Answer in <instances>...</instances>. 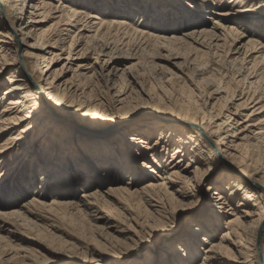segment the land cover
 Returning a JSON list of instances; mask_svg holds the SVG:
<instances>
[{
  "label": "bare ground",
  "instance_id": "bare-ground-1",
  "mask_svg": "<svg viewBox=\"0 0 264 264\" xmlns=\"http://www.w3.org/2000/svg\"><path fill=\"white\" fill-rule=\"evenodd\" d=\"M33 1L0 0V71H3L7 66H12L18 60L15 58L19 53L20 44L25 48L24 59H35L34 67L35 65L36 67L41 66L43 64L40 63L41 61L47 62L49 57L47 59L42 57L45 53L52 55L50 62L42 66L45 68L41 71L40 78H36L27 67H20V64L9 78V88L3 92L4 95L0 99V139L9 133L10 137L0 144V158L9 151L25 152L27 146H30L28 142H30L31 134H33V143L42 141V134L38 133L39 125L42 122H44V126L49 123L46 128L55 124L61 125L62 123L56 119L51 110L70 117V121L74 124L68 125L71 130H82L84 126H90V123L73 116L62 103L51 100H53L54 90L58 91L57 88H63L77 97L86 95L81 84L74 83L70 87V81L63 83L61 79L71 62L88 58L93 51L98 56L96 64L104 57L98 78L105 84L104 87L106 86L109 93L108 99L111 100L112 111L121 112L128 109L134 111H129L132 113L131 116L136 114V111L141 108L138 106L143 103L130 104L129 99L133 92L126 90L125 81L128 75L129 80L136 81V77H138L136 71L142 70V65L137 60L136 63L126 67L122 75H118L119 72L118 70L115 72L114 67L109 70L114 64V58L110 55L114 54L113 51L119 50L120 47L116 45V42L121 38V35L122 38L125 36L128 37L127 39L130 38L125 46L130 41L138 39H142L144 46L151 39L157 42L168 41L154 37L147 30L128 27L130 23L127 18L97 17L95 14L82 18L85 12L74 8H71L70 12L67 3L61 0L57 6L45 4L44 0H40L41 2L35 7L28 8V3ZM244 1L229 0L227 2L231 6L227 9L214 7L215 11L212 13L215 17L209 18L212 20V27H200L198 31L184 34L183 38L174 41L181 45H188L194 51H201L199 48H203L214 55L224 53L228 64L240 66L237 87L227 93L219 86L213 90L212 95L209 93L207 96L210 100L220 96L226 101L227 106L223 112H220V117L213 121L214 116L199 112L186 115L180 110L178 114L172 115L173 113L167 114L158 111L160 120L170 121L172 128L161 130V137L156 142L133 136L125 138L124 157L120 158L118 154H114L116 160L112 163L115 166V173L121 175V178L116 179V183L118 182L119 185H112L106 191L93 190L95 188L87 186L88 190L79 199L73 198V194L65 189L63 191L69 193V197L63 201L54 199L52 203L47 204L37 197L22 204L18 203L19 209H0V218L8 220L21 217L23 222H28V216L32 215L36 219L53 220V217L59 218L64 214L80 212L88 221L89 227L95 231L96 236L93 234V240L90 241L77 238V242L72 244L71 249L88 251L85 247L90 248L92 243L98 242L96 241L97 236L98 239H103L107 243L120 242L121 238L122 240L128 239L133 231L129 230V227L128 230H125L120 226L121 222L126 220L134 222L140 230H146L145 226L149 224V218H142L141 211H137V214L134 213L141 205L144 208H151L152 213L161 220H156L158 223L171 220L174 211L186 207L185 205L197 201L202 205L207 199L202 187L204 186L202 185V176L207 173L206 177H208L210 174L208 170L217 166L215 161L223 160L225 164L223 177L227 179V182L216 181L210 186L215 190L213 195H216L217 198L214 203L202 205L203 217L199 218L198 216L190 221V225L184 229V235L178 241H175L178 238L177 233L183 228L171 231L172 233L166 237V246L161 252H148L146 258L141 260L137 256V259L135 258L128 264H186L187 261L192 264H264V127L260 126L264 120L256 122L255 118L259 114H257L258 111L260 113L264 111V106L256 108L248 115L245 113L246 116L243 115L244 109H249L251 104L255 103V107L264 101V42L260 41L263 38L261 36L259 37L261 39L257 41L248 40L246 42L248 36L237 31L235 26H228L229 20L226 18L239 15V13L247 17L260 13L264 15V0H251L247 3ZM239 4L244 5L240 7L243 9L242 11L235 10ZM122 7L124 6L121 5L118 8L123 10ZM93 19H96L94 26L91 25ZM25 20L26 26L23 27ZM52 20L56 23L46 30L48 31L46 43L38 44V38L43 33L37 35L30 28L38 27L42 23ZM191 22L192 25L201 23L197 19H193ZM64 31L71 32L73 36L68 55L63 58L66 62L61 72V70L56 71L51 67V61L58 62L62 59L61 54L46 51L49 47L58 49V43L64 41L62 39ZM7 39L11 42H7ZM93 46L95 47L93 48ZM97 48L102 49L97 50ZM11 50L14 51V54L7 60ZM85 67L82 63L79 64L73 77L80 76L88 79L89 73L82 74V71L92 67ZM196 71L198 72V70ZM121 78L125 84L123 82L118 84L117 80ZM206 80L209 81L210 78H204L202 81L207 84ZM37 88L39 91H35ZM46 98L48 101H44L46 104H43L41 99L46 100ZM5 100L7 103L2 107ZM234 101H240V103ZM101 102L103 101L100 99L97 101L99 107L103 105ZM138 118L139 116L131 118V120ZM127 119L129 118H125V120ZM220 119H224V121L217 123ZM120 121L123 120L120 119ZM97 127H108L103 131H95L94 128H90L92 135H103L105 139H108L109 135L119 133L120 130V126L111 123H101ZM105 139L104 142H107L108 140ZM165 139H167V144L169 142L170 145L174 144L171 158L168 161L163 159L165 145L162 142L166 141ZM112 147L114 148V145ZM130 149H134V152H130ZM184 156L189 160L182 168L181 163ZM142 161H147L148 164L145 163L139 169V164ZM199 167H208V170L203 171ZM123 177H129L128 181L123 182ZM2 178L0 174V185L3 183ZM42 178L45 185L52 183L49 181L53 178L50 174ZM144 180L147 182L140 189L133 190L127 187L129 184L135 186ZM61 181L63 180L57 179L56 184H61ZM106 184L103 179L97 188H104ZM20 189L21 187L17 188L13 185V189H9L7 195H3L1 192L0 208L8 207L10 204L7 201L19 199L23 195ZM225 191L228 195L224 194ZM119 195H127L129 198L136 199L137 203H125L119 198ZM236 201L237 206L234 204ZM120 207H124L125 212L120 213L118 211ZM226 216L230 217L226 219ZM223 219H226L224 231L221 232L218 240H214L220 231L219 225ZM182 220L185 221V217ZM6 226L0 224V228L5 229ZM125 226H127L126 223ZM203 243L204 245L209 244V247L203 250L202 260L198 262L201 255L199 247L203 246ZM68 245L70 242L65 246ZM143 252L144 249L139 251V257ZM180 252H183L184 255H180ZM99 257L100 260L104 259L100 254ZM31 259H26V261Z\"/></svg>",
  "mask_w": 264,
  "mask_h": 264
},
{
  "label": "rangeland",
  "instance_id": "rangeland-1",
  "mask_svg": "<svg viewBox=\"0 0 264 264\" xmlns=\"http://www.w3.org/2000/svg\"><path fill=\"white\" fill-rule=\"evenodd\" d=\"M44 1L45 4H50L51 6L59 4V0ZM61 1L67 3L70 12L71 8L85 12L82 18H86L91 14H95L97 17L127 18L130 23L128 27L147 30L154 37L168 41L157 42L151 39L144 46L142 45V39H138L130 41L125 46V43L130 38L127 39V36L122 38L123 36L121 35V38L116 42V45L120 47L119 50L113 51L112 53L114 54L110 52V56L114 58V64L109 70L114 67L115 72L118 70V75H122L124 69L136 63L137 60L142 65V70L136 71L138 74L136 81L129 80V75L125 81L127 86L122 78L117 80L118 84L121 82L125 84L127 91L131 90L133 92L129 99L130 104H134V102L143 103L138 106L141 108L132 116L130 112L134 111L128 109L121 112L112 111L111 100L108 99L109 93L106 90V86L104 87L105 84L98 78V74L100 75V70L103 66L104 57L96 64L98 56L93 51L89 54L88 58L71 62L65 69L61 82L66 83L70 81V87L74 83L81 84L86 91V95L84 97H77V95H71L70 92L63 88H57L58 91L54 90L55 93H53V100L51 101L62 103L64 107L71 111L73 116L90 123V126H84L82 130H71L68 126L74 125L70 121L71 118L51 110L56 119L62 123L61 125L55 124L46 128L49 123L44 126V122H42L38 129V133L42 134V141L33 143V134H31L29 137L30 142H28L30 146H27L25 152L21 153L19 150H14L3 154L0 158V174L3 177L0 193L3 192V195H7L9 189H13L14 185L17 188L21 187L20 191H22L23 195L11 202L7 201L10 205L0 209H19L18 203L22 204L37 197L47 204L52 203L54 199L63 201L66 197H69V193L73 194V198L79 199L88 190L87 186L95 188L93 190L106 191L112 185H119L118 182L116 183V179L121 178V175L115 173V166L112 163L116 160L114 154H118L120 158L124 157L125 148L123 146L126 137L133 136L140 139H149L151 142L158 141L161 137V130L172 128L170 127V121L160 120L161 117H158V111L167 114L173 113L172 115L178 114L180 110L186 115H193L199 112L200 114L214 116L213 121H215L217 117H220V112H223L227 103L220 96L213 100L208 99L207 96L209 93L212 95L213 90L219 86L229 93L239 85L236 82L240 66L228 64L224 53L214 55L203 48H199L201 51H194L188 45L174 42L183 38L184 34L198 31L200 27H212V20L209 19L215 17L212 11L220 7L225 9L230 8L231 5L227 2L229 0H199L202 5L199 11L194 9L189 10L185 6V0ZM250 1L245 0L244 3ZM39 2L41 1L34 0L32 3H28L27 6L28 8L35 7ZM208 3H211V8L203 7V5ZM121 5L124 6L122 7L123 10L118 8ZM241 6L244 5L239 4L235 10L239 9V11H242ZM71 18L74 19V17ZM226 18L229 20L227 22L228 26H235L237 31L248 36L245 40L246 42L248 40L257 41L261 39L259 38L260 36L264 38V15L261 13L249 17L239 13V15L228 16ZM193 19H197L201 23L192 25L191 21ZM54 23H56L54 20L46 21L38 27L30 28L37 35L38 33H43L38 38V44L42 45L46 43L48 33L46 30ZM95 23L96 19H93L91 25L94 26ZM25 24L26 20L23 22V27L26 26ZM72 36L71 32L64 31L62 33L64 41L58 43V49L49 47L46 51L49 53L54 51L55 54H61L62 59L60 61H51V67L56 71L61 70L62 72V67L66 62L63 58L68 55ZM19 37L21 36L19 35ZM263 38L260 40L261 42H264ZM7 42L11 41L7 39ZM123 42L124 44H122ZM63 46L65 47L63 48ZM24 49L20 44L19 53L16 56L17 58H15V60H18L12 66H7L3 71H0V99L4 95L3 92L9 88L8 80L12 76V73L19 68V64L20 67H27L36 78H40V73L45 68L42 66H45L52 59V55L45 53L42 57H46V59L49 57L47 62L41 61L40 63H43L41 66L36 67L35 65L34 67L33 63L35 59H24L23 54H26L24 53ZM101 49L97 48V50ZM13 50L9 51L7 60L14 54ZM81 63L86 66L85 68L92 67L82 71V74L89 73L88 79L80 76L77 78L73 77L78 65ZM204 78H210L209 81L206 80L207 84L202 81ZM35 91H39V89L37 88ZM40 92L42 93L41 89ZM99 99L103 101L101 102L103 105L100 107L97 104ZM41 101H43V104H46L44 101L48 100L46 98V100L41 99ZM234 102L240 103V101ZM6 103L7 101L5 100L2 107ZM254 105L255 103L251 104L248 107L249 109H244L243 115L246 116V114H250L256 108L264 106V101L255 107ZM257 114L255 117L256 122L264 120V111L262 113L258 111ZM138 116V119L131 120V118ZM244 116H242L243 119H245ZM125 118L129 119L125 120ZM120 119L123 121H120ZM223 121L224 119H220L217 123H222ZM148 122L153 124H148V126L146 124ZM101 123H111L120 126L119 133L107 136L108 139L103 138V135H92L90 128H94L95 131H103L108 128L97 127ZM260 126L264 127V122ZM9 135L10 133L4 135L0 139V144L6 141L10 137ZM104 139L108 141L104 142ZM165 140L162 142L165 145L163 159L168 161L171 158L174 144L170 145V142L167 144V139ZM112 145H114V148H111ZM32 149H34L33 153H31ZM129 151L134 152V149H130ZM182 159L181 167L183 168L189 159L186 156L182 157ZM145 163L148 164L147 161H142L139 164V169ZM215 163L217 166L209 170L208 167H199L203 171H210L208 177H206L207 173L205 176H202V185H204L202 187L207 196V199L202 204L203 206L214 203L217 198L216 195H213L215 190L211 189L210 186L216 181L227 182V179L223 177L225 172L224 161L217 160ZM47 174L53 177L49 181L54 184L46 183L45 185L42 177L47 176ZM57 179H62V183L57 185ZM103 179L107 184L104 185V188H97ZM128 179L129 177H123V182L128 181ZM146 182L147 180L140 181L135 186L129 184L127 187L133 190L140 189ZM74 184L77 185L75 186ZM92 187H89V189H92ZM65 189L69 190L68 194L63 191ZM119 198L125 201V203H137L136 199L129 198L127 195H119ZM4 202L6 201L4 200ZM234 204L237 206V201ZM202 205L198 204L197 201L185 205L186 207L178 208L174 211L171 220L164 221L163 223L156 221L161 220L156 214L152 213L150 207L144 208L141 205L134 213L137 214V211H141L142 218H149V224L145 226L147 231L140 230L134 222L126 220L121 222L120 226L125 230H128L129 227V230L133 231L128 239L122 240L121 238L120 242L107 243L103 239H98L97 236L96 241L98 242L92 243L90 248L88 246L85 247L88 251L71 249L72 244L77 242V238L90 241L93 240V234L95 233L80 212L64 214L63 217L59 218L53 217V220L36 219L32 215L28 216V222H23L21 217L17 219L12 218L13 220L0 218V224L7 225L5 229L0 228V264H128L135 258L137 259V256L142 260L146 258L148 252H161L166 246L167 241L165 240H167V235L171 234V231H177L182 227L183 230L177 233L178 238L175 239V241H178L184 235V229L190 225V221L198 218V216L199 218L203 217L204 211ZM118 211L120 213L125 212L124 207L118 208ZM46 216L48 215L46 214ZM183 217H185V221L182 220ZM227 217L230 216H226V219ZM226 219L220 222V231L214 240H218L221 232L224 231ZM144 220L142 219V222ZM125 223L127 226H125ZM160 239L161 241H159ZM69 242L70 245L65 246ZM159 242L163 243L157 244ZM207 247H209V244L204 245V243L203 246L199 247L201 255L198 262L202 260L204 255L203 250ZM141 249H144V252L141 254V257L144 255L142 258L138 255ZM99 254L105 260H100ZM30 258L32 259L26 261V259ZM186 264L192 263L187 261Z\"/></svg>",
  "mask_w": 264,
  "mask_h": 264
},
{
  "label": "snow or ice",
  "instance_id": "snow-or-ice-1",
  "mask_svg": "<svg viewBox=\"0 0 264 264\" xmlns=\"http://www.w3.org/2000/svg\"><path fill=\"white\" fill-rule=\"evenodd\" d=\"M185 6L187 8H189V10H196V11H199L202 7L201 3L199 2V0H185ZM203 7H207V8H211L212 5L211 3H208V4H205L203 5ZM225 195H228L227 191H225L224 193ZM179 251V250H178ZM180 255H184L183 252H180Z\"/></svg>",
  "mask_w": 264,
  "mask_h": 264
}]
</instances>
